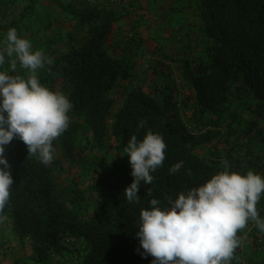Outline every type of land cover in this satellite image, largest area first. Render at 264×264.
Listing matches in <instances>:
<instances>
[{
	"label": "trees",
	"instance_id": "trees-1",
	"mask_svg": "<svg viewBox=\"0 0 264 264\" xmlns=\"http://www.w3.org/2000/svg\"><path fill=\"white\" fill-rule=\"evenodd\" d=\"M43 1L21 0L16 10L0 12V46L10 28L27 39L51 30V19L38 21ZM129 1L136 13L145 14L128 21V8L114 5L113 0L61 5L66 33L60 32L59 40L64 46L43 49L52 64L37 70L40 83L62 91L72 104L69 127L53 141V148L69 169L76 166L79 171L77 165L88 164L89 170L70 177L71 197H67L58 188L50 165L45 166L38 156H28L19 138L5 149L14 184L0 216L17 236V243L30 247V254L21 259L23 264H51L53 260L151 264L153 257L142 255L136 237L140 210L151 208L150 199L167 207L169 198L224 170L216 143L228 146V160L231 152L250 156L259 149L264 155V0H147L146 6L143 0ZM168 7L174 12L186 8L196 17L202 45V52L196 53L198 45L188 43L191 55L187 57H173L164 51L165 46L158 48L175 64L182 85L178 99L173 98L176 91L170 90L172 83L167 80L172 73L169 65L158 59L146 69L160 80L158 89L134 87L117 99L114 92L120 81L133 79L135 62L127 53H112L109 40L135 47L158 24L156 11ZM167 22L170 19L164 18L160 24L164 27ZM180 32L169 33L168 39L176 35L179 40ZM0 71L25 78L29 72L18 63L12 73L7 57ZM141 121L144 127H138ZM149 130L163 137L165 160L151 173L152 184L141 183L139 201L129 203L124 189L133 177L123 149L133 134L140 140ZM85 150L90 157L84 156ZM109 150L119 153L123 161L103 168L102 153ZM179 161L183 167L169 174ZM248 162L255 169L264 167V161ZM147 188L152 189L151 196ZM83 203H94L95 209L81 211ZM0 247V256H5L2 240ZM256 253L260 256L256 264H264V246Z\"/></svg>",
	"mask_w": 264,
	"mask_h": 264
},
{
	"label": "clouds",
	"instance_id": "clouds-1",
	"mask_svg": "<svg viewBox=\"0 0 264 264\" xmlns=\"http://www.w3.org/2000/svg\"><path fill=\"white\" fill-rule=\"evenodd\" d=\"M6 57L12 73L17 64L29 70L27 77L0 71V213L9 202L14 184L11 165L5 158V148L14 138L27 147L28 156H38L49 165L55 149L53 141L69 127L68 113L72 108L69 98L60 91L42 85L37 70L51 65L52 60L41 50H33L27 38L10 28L0 46V65ZM141 121L138 127H144ZM166 144L159 133L146 131L138 140L132 135L123 152L131 165V183L124 189L129 203L138 202L141 183L150 185L151 174L163 165ZM224 170L212 175L203 184L180 192L168 199L167 207L152 198L150 209L139 213L136 237L143 254L153 257L151 264H231L238 260L237 249L242 240L239 232L251 221L264 234L257 204L264 194V177L248 170L242 175ZM183 161L169 168L177 173ZM152 189L146 193L151 196ZM0 219L4 217L0 216Z\"/></svg>",
	"mask_w": 264,
	"mask_h": 264
},
{
	"label": "crops",
	"instance_id": "crops-1",
	"mask_svg": "<svg viewBox=\"0 0 264 264\" xmlns=\"http://www.w3.org/2000/svg\"><path fill=\"white\" fill-rule=\"evenodd\" d=\"M81 1L82 0H45L43 1L41 3V8H40L41 11L38 15V18H39L38 21L39 20L49 21V19H51L53 25H51L52 28L46 35L36 36L32 38L31 41L41 38L38 42V47L41 50H43L44 48L46 49L47 46H52L53 49H58V48L63 47L64 46L63 42L59 40L61 38L60 32L66 33L65 32L66 30L63 27L65 26V23L61 22V11H62L60 10L62 8L61 5L65 4L66 6L68 3L79 5ZM113 1H114V5H117V6H125L127 8L128 6L130 8L132 7L130 6L129 0H113ZM20 2L21 0H0V12L2 11L10 12L13 9L16 10ZM142 4L146 6L148 4V1L143 0ZM172 5L173 3L171 2V6ZM182 5L185 6L186 4L182 3ZM165 9H158V11H156L157 13L156 16H159L160 19L158 21V24L155 23L153 27L150 29L149 36L148 34L147 35L143 34V39H142L143 44L145 45L146 43L148 44L147 46H151V50L150 51L148 50V52L156 53L158 52V48L160 46L164 47L165 44L168 43L167 41H169L172 38L177 39L176 35H172L171 38L168 39L169 33H173V32L178 33L180 30H181L180 32L181 34L185 33L183 34V38L186 39V44L192 43L191 46L193 47V43H196V42L191 36L192 32L188 30V26L186 25L187 21L179 23V24L176 23V22H179L178 20L182 21V20H185V18H191L190 16L191 13H189L186 8H184L180 12L179 11L174 12L172 11L173 9H171L170 7L165 8ZM131 11H132V8H131ZM151 13H155L154 9ZM164 18L170 19V22L164 23L165 26L162 27L160 22ZM193 18L196 19V17H193ZM196 23L198 25L197 19H196ZM198 29H199V26H198ZM152 31L156 32V34H152ZM39 43L41 45H39ZM135 45H136L135 47H140L141 43L139 41H136ZM32 46H33V50H35V46L34 45ZM143 53L144 51L141 50L140 48V54H143ZM147 56L148 55L145 54V57ZM143 57L144 55L142 56V58ZM146 66L147 65L145 64L144 67ZM216 147L218 151H220L222 163L224 161H227V164L229 166V171H235V172H238L244 175L247 173L248 170H252L255 173H258L262 177H264V167L263 169H257V168L255 169V167H253L248 162V160L250 161L256 160L258 162L264 161V155L259 151V149H254L252 153L250 154V156L248 155L246 156V153L244 152H241V153L231 152V155L228 160V156H229L228 148H227L228 146L223 142H219V143H216ZM235 159L242 161L240 165H237L238 163L231 161ZM7 230L9 231L8 233H7ZM10 232L11 231L9 227H7V225L5 224V220L2 219L0 221V240H2L4 244L6 245L7 253L5 256L3 255L0 256V264H23L21 262V259L30 254L31 252L30 247L27 245L22 246L21 244L17 242L13 243L12 235L14 234H10ZM238 235L239 236L241 235L242 237H244L243 242H242V250H243L242 252L243 253L237 256L238 260L241 259V262H239L238 260H233L231 264H236L235 262H238L239 264H256L257 260L260 259V256H257V253L255 252L256 239L262 235L263 240H264V234H262L260 230L253 224V229L249 230L247 227L241 232H239ZM6 236H7V239H6ZM56 261L58 260H53L51 264H77L75 260H65V261H58V262Z\"/></svg>",
	"mask_w": 264,
	"mask_h": 264
},
{
	"label": "rangeland",
	"instance_id": "rangeland-1",
	"mask_svg": "<svg viewBox=\"0 0 264 264\" xmlns=\"http://www.w3.org/2000/svg\"><path fill=\"white\" fill-rule=\"evenodd\" d=\"M132 8V11H131ZM129 7L128 6V12H129V18L127 17L128 21L130 20V17L135 18V16H138V14L141 13V11H139V13H136L135 10L133 9V7ZM144 15L145 13L142 12L141 15ZM178 16V15H177ZM194 16H191V18H185V20H178L179 22H176L177 24L182 23V22H186V25L188 26V30H190L192 32L191 36L192 38L195 40L196 43H193V46L198 45V49L196 51V53H201V46L200 45V37H199V29H198V25L196 23V19L193 18ZM134 19H131V21ZM152 34H156V32L152 31ZM171 38V37H170ZM41 39V38H40ZM40 39H36L34 41H31V39H28L30 41V43L32 45L35 46V50H41L38 47V42ZM116 40H119L118 35L115 36ZM140 39H143V35ZM141 43L140 47H134L131 46L130 47H126L123 46V44L119 45L115 42H112L111 40H109L108 44H110V49L112 53L116 54V55H123L124 53L128 54V56H132L135 62V66H134V70H133V79H131V81L129 83H126V81H120L119 82V88L115 90L114 92V96L119 99L121 96H123L127 90H132L134 87H137L139 89H142L144 91H150V88H156L158 89V85L160 83V80L156 78V75L152 74L149 71L147 72L146 69L152 67L154 65V61L156 59L162 61L164 64L167 63L169 65V70H171V74L169 73L168 76V81L170 82V84L172 83V87L170 88V90L176 91V96L173 97L176 100L178 99V91L180 90L182 85L181 82L178 79V74L176 72V67L175 64L171 63L168 60L167 55H163L162 53L156 52V53H150L148 52V50H151V46H147L148 44L145 43V45L143 44L142 41H139ZM168 43L165 44L164 47V51L165 52H169L171 54V56L173 57H187L190 56V48L187 46L186 44V39L183 38V34L180 33V39H175L172 38L169 41H167ZM168 44V45H167ZM192 44V43H191ZM39 45H41L39 43ZM113 46V48H112ZM136 46V45H135ZM140 48L141 50L144 51L143 54H140ZM59 49V48H58ZM43 51V50H41ZM126 51V52H124ZM145 54L148 55L147 57H145ZM144 55V57L142 58V56ZM154 55V57H153ZM145 64L147 65L146 67ZM167 71V70H166ZM155 84V87H153V85ZM152 86V87H151ZM162 86V85H161ZM62 92V91H60ZM63 93V92H62ZM117 104V103H116ZM264 121V119L262 120ZM260 125H263L260 123ZM9 147V145L6 146V148ZM203 147V146H200ZM5 148V149H6ZM198 151H200L199 148H197ZM88 150L84 151V156L86 157H90ZM102 156H104L105 159V163H103V168L106 167V165L112 164V162H116V161H123L121 159V155H119V153H115L113 150H109L107 152H103ZM123 157V156H122ZM125 158V162H129V158L128 156L125 154L124 156ZM80 164V163H79ZM50 168L52 170V175L55 178V181L57 183V186L59 189L63 190L64 195L67 197H71V183H70V177H72L73 175L77 174H86L87 170H89V166L88 164L83 168L81 167V165H77L79 166V171L78 168L75 166V168H71L69 169V164L63 160V158L60 156V154L57 152V150L54 151L53 154V160L52 162L49 164ZM77 169V170H76ZM80 198V196H79ZM81 211H93L95 209V204L94 203H83L81 204ZM257 210L259 213V216L261 219H264V194L261 195V198L257 204ZM2 220V219H1ZM0 220V221H1ZM9 231L7 230V233ZM10 234H14L12 235V238L14 236L15 240H13V243L17 242V236L15 235V233L13 231L10 232ZM7 239V236H6Z\"/></svg>",
	"mask_w": 264,
	"mask_h": 264
},
{
	"label": "built area",
	"instance_id": "built-area-1",
	"mask_svg": "<svg viewBox=\"0 0 264 264\" xmlns=\"http://www.w3.org/2000/svg\"><path fill=\"white\" fill-rule=\"evenodd\" d=\"M0 19H1V17H0ZM248 229H249V230L253 229V224H252L251 222H249V224H248ZM240 237H241V240H242V242H243V238H244V237H242L241 235H240ZM263 246H264V241H263V239H262L261 237H258V238L256 239L255 251H256V252H261ZM0 248H1V247H0ZM242 251H243V250H242V243H241V246H240V247L237 249V251H236V256L241 255V254L243 253ZM0 253H1V249H0ZM238 261L241 262V259H239Z\"/></svg>",
	"mask_w": 264,
	"mask_h": 264
}]
</instances>
